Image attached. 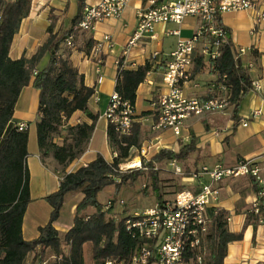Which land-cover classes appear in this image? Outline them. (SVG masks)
Listing matches in <instances>:
<instances>
[{
	"label": "trees",
	"instance_id": "1",
	"mask_svg": "<svg viewBox=\"0 0 264 264\" xmlns=\"http://www.w3.org/2000/svg\"><path fill=\"white\" fill-rule=\"evenodd\" d=\"M31 2L0 0V264H84L85 245L89 247L91 264H104L107 260L128 261L137 248V242L126 232L123 219L118 222L105 220L97 194L110 186L118 193L121 187L131 186L145 175L151 183L150 194H155L156 202L160 205L163 195L156 165L168 160L183 162L195 153V146L190 143L178 153L161 150L148 164L142 163L141 169L122 173L118 171L120 158H126L130 148L138 146L140 126L133 123L128 136H119L109 125L107 141L118 152L119 158L109 164L101 155H97L86 166L66 173L65 169L86 151L97 121V116L88 108L94 89L85 86L83 76L69 59L71 49L64 47L69 37H73L74 42L78 37L77 25L83 7L66 29L55 31L51 20L46 39L31 56L11 59L9 51L13 39L22 21L29 15ZM225 31L227 39L219 57L205 61L203 56H197L192 74L206 71L216 76L217 82L225 76L229 106L233 107V118H236L240 102L251 91V79L242 60L237 58L229 31L226 28ZM86 45L85 51L89 54L92 42L87 41ZM46 54L50 56L47 66L37 71L39 62ZM150 69V65L146 64L128 70L120 60L115 92L134 107L137 88ZM30 84L38 92L36 136L40 159L45 162L51 158L63 177L58 190L45 198L52 208L48 223L38 229L36 239L27 242L22 238V223L30 202L26 165L28 133L27 129L19 131L12 118L21 91ZM76 112L85 114L92 123L67 125ZM251 181L257 195L258 212L255 213L252 207L246 213V220L247 225L256 228L261 220L264 224V197L258 183L253 178ZM68 193H80L83 198L76 207L73 227L66 233H59L53 223L59 218ZM150 194L143 191L144 196ZM89 208L95 211L90 216L85 214ZM207 217L209 223L197 252L202 256V264H223L227 246L241 241L243 234L229 232V213L224 210L209 208ZM191 257H194V253H189L186 259Z\"/></svg>",
	"mask_w": 264,
	"mask_h": 264
},
{
	"label": "crops",
	"instance_id": "2",
	"mask_svg": "<svg viewBox=\"0 0 264 264\" xmlns=\"http://www.w3.org/2000/svg\"><path fill=\"white\" fill-rule=\"evenodd\" d=\"M96 1L32 0L29 15L22 21L19 32L13 39L9 57L19 59L23 55L31 56L46 39V30L51 20L54 22L55 31L66 29L80 13L81 7L92 6ZM149 1L132 0L120 19L99 22L91 33L79 32L74 42L75 48L69 50L72 66L83 76L85 86L94 89L95 93L88 102V108L93 115L97 116V121L86 151L65 169L66 173L75 172L78 168L86 166L97 155H101L109 164L114 161V150L107 141L109 123L104 118V112L110 95L115 92L116 62L123 61L122 50L137 26V12L148 8ZM255 19V12L241 11L225 13L220 21L221 25L229 31L236 52L241 48L247 51L242 62L254 64V68L249 71V76L251 81H258L261 91L259 93L250 91L242 99L236 118H233V107L229 106L223 112L189 119L179 139H176L169 131L152 130L155 119L150 102L166 91L161 83L162 75L168 56L174 51L178 38H190L196 31L199 20L187 17L180 25L158 24L154 29V38L147 41L142 49L132 51L125 58L123 64L125 69L134 70L146 64L150 65L151 69L135 94L133 122L140 126L138 146L130 148L128 156L124 159L120 158L121 163L123 160L138 159L136 151L147 142L158 141L159 149L153 150L147 159H142L144 164L161 150L178 153L183 146L193 143L195 153L183 162L176 160L185 171L190 172V175L203 166L213 167L221 164L225 168H233L241 160L259 158L263 181L260 189L264 194V23L256 26ZM174 31L179 32V37L171 34ZM106 35L111 36L112 48L104 49L103 62L98 74L96 64L90 55L93 47ZM87 41L92 42L89 54L85 51ZM154 54H158L156 58H153ZM49 58V54H46L41 59L37 71L47 66ZM100 75H102V81L97 83ZM218 86L216 76H211L206 71L198 74L191 72V80L183 85V91L190 97L209 99L220 95ZM37 106L38 92L30 84L21 91L12 118L16 126L26 124L28 133L26 165L29 172L30 202L22 223V238L27 242L36 239L39 235L38 229L48 223L52 208L45 198L58 190L63 177L61 170L54 162L50 163L48 160L42 162L40 159L36 136ZM257 110L261 113L254 116ZM82 123L90 125L92 121L85 114L76 112L67 125L76 126ZM244 123L246 126L243 125ZM164 162L167 163V161ZM202 181L203 179L194 183H184L182 179L183 185L187 186L184 190H190L195 194L200 191ZM251 182L249 177H237L226 178L215 183L219 196L217 202L211 207L229 213V232L243 234L241 241L227 246L223 264H237L243 260L248 264L264 263V224L261 220L257 227L253 228L252 225H247L246 220V213L257 203V195L252 189ZM68 196L70 199L66 203ZM82 198L83 195L80 193H68L65 196L59 218L53 223V227L59 233H66L73 227L76 207ZM109 202H112V208L106 211V205ZM109 202L106 205L100 204L103 206L104 214L107 212L108 215H113L111 220L115 219L118 222L132 213L130 209L123 213V208L117 204L119 202L117 199L115 201L111 199ZM156 204L155 201L154 206ZM87 211H93L92 214L95 212L91 208ZM83 259L84 264H91L89 248L86 245L83 249Z\"/></svg>",
	"mask_w": 264,
	"mask_h": 264
},
{
	"label": "built area",
	"instance_id": "3",
	"mask_svg": "<svg viewBox=\"0 0 264 264\" xmlns=\"http://www.w3.org/2000/svg\"><path fill=\"white\" fill-rule=\"evenodd\" d=\"M131 1L97 0L94 5L83 8L77 29L79 32L91 33L99 22L120 19ZM241 11L255 12L256 26L264 23V0H162L160 2L150 0L148 8L137 12V26L122 50L123 64L132 51L142 49L147 41L154 38V29L158 24L180 25L187 17L199 20V25L190 38H178L174 51L169 54L165 63L161 83L166 91L150 102L155 119L152 125L153 131H169L179 139L189 119L223 112L229 107L228 86L224 84L225 76L219 82L220 95L209 99L186 95L183 85L191 80V72L197 56H203L207 61L219 57L220 49L227 39L225 28L221 25V16L225 13ZM171 34L179 37L178 31ZM64 47L74 49V38L69 37ZM105 48H112L109 35L104 36L103 40L93 47L90 55L96 64L98 74ZM246 53L245 49H239L237 58L243 60ZM157 55L154 54L153 58ZM119 62L120 60H117L116 65ZM243 67L249 73L254 68V64L247 62ZM101 81L102 75L98 77L97 83ZM261 89L258 81H251V91L259 93ZM260 113L257 110L254 116ZM133 117L134 107L118 93L113 92L104 112V118L109 125L119 136H128L134 123ZM243 125L246 126V123ZM17 127L19 131L27 129L26 124H19ZM157 142H147L136 151L139 156L138 166L125 168L120 163L118 171L123 173L141 169L142 159H147L153 150L159 149ZM118 158V152L114 151L113 160ZM258 159L241 160L233 168H225L221 164L211 168L203 166L190 176L198 180L208 176L211 184L201 186L197 194L190 190H182L172 200H163L162 204H156L151 209L126 215L123 218L124 228L137 242V248L128 261L107 260L104 264H202V256L197 251L209 223L207 210L213 208L211 205L218 200L219 190L215 183L226 178L249 177L261 186L262 167ZM132 162H136L135 159ZM166 166L174 175L185 176V170L176 160L167 161ZM261 196L264 197L262 191ZM117 204L124 206L125 202L120 200ZM111 208L112 202H109L106 211H110ZM253 210L255 213L258 212L257 203L253 205ZM189 253H194V257L186 259ZM237 264L248 263L243 260Z\"/></svg>",
	"mask_w": 264,
	"mask_h": 264
},
{
	"label": "rangeland",
	"instance_id": "4",
	"mask_svg": "<svg viewBox=\"0 0 264 264\" xmlns=\"http://www.w3.org/2000/svg\"><path fill=\"white\" fill-rule=\"evenodd\" d=\"M32 130V126L30 128V131ZM32 133V131H31ZM60 142V141H58ZM48 162L53 163V160L51 158L47 159ZM133 161V159L129 161L122 162V165H128ZM136 162L139 161L138 159L135 160ZM146 164H148V161H145ZM131 168V167H126ZM211 168V167H210ZM136 170V169H135ZM156 170L159 172V180H160V190L162 193L163 200H172L174 196L179 192L184 190L187 186L183 185V182H189L194 183L195 181H198V179L194 178V176H176L174 175L170 169L166 166V163H161L160 165L156 166ZM125 172H131V171H125ZM190 172H187L185 174H189ZM201 179L202 186H208L211 184V180L208 176H204ZM151 192V183L146 180V176H141L133 185L131 186H123L119 190L118 193L115 192V188L113 186L107 187L103 189L101 192L97 194V201L101 204L106 205L111 199L116 198L118 201L122 200L125 202L124 206H120L123 208V213H126L129 209L130 212L134 211H143L145 209H149L154 207L156 197L155 194H150L148 196L143 195V191ZM70 197L68 196L66 199V203L69 202ZM92 209V208H91ZM127 210V211H126ZM93 211H86V215H92ZM65 214V213H64ZM113 215H108L106 212L105 219L111 220ZM115 220V219H113ZM89 248V247H88Z\"/></svg>",
	"mask_w": 264,
	"mask_h": 264
},
{
	"label": "bare ground",
	"instance_id": "5",
	"mask_svg": "<svg viewBox=\"0 0 264 264\" xmlns=\"http://www.w3.org/2000/svg\"><path fill=\"white\" fill-rule=\"evenodd\" d=\"M136 166H138V162H131L130 164H126V165H124V167L126 168V167H131V168H135Z\"/></svg>",
	"mask_w": 264,
	"mask_h": 264
}]
</instances>
